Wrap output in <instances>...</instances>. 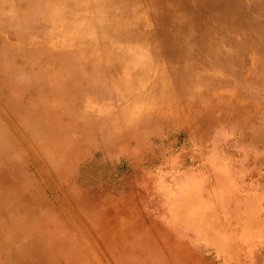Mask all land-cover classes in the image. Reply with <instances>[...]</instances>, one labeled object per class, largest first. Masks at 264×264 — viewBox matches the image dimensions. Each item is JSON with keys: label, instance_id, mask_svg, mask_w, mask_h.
<instances>
[{"label": "rangeland", "instance_id": "rangeland-1", "mask_svg": "<svg viewBox=\"0 0 264 264\" xmlns=\"http://www.w3.org/2000/svg\"><path fill=\"white\" fill-rule=\"evenodd\" d=\"M85 1H66L59 8L66 19L59 24L41 19L40 28L32 29L33 38L47 42L53 37L61 47L82 48L88 44L82 35L72 44L59 38L53 27L72 30L84 15L91 14L103 24L119 19L133 23L135 15L143 11L147 21L138 27L153 35L156 32L158 39H151L158 52L164 54L181 40L186 54L184 62L160 59L156 65L186 63L193 67L195 85L190 93L204 92L205 99L212 95L216 121L199 128L195 116L198 110H205L202 99H195L189 106L186 102L193 97L190 93L166 94L158 87L154 71L137 87L120 88L114 96L108 92L109 84L93 82L95 92L86 98L70 87L64 95L73 98L74 104L57 108L51 112L54 117L47 120V136L62 128L56 149L41 150L40 141L32 147L29 140L34 142L32 138L38 139L45 132L44 127L30 125L32 115L15 117L13 122L0 118V138L7 140L5 147H0V160L6 155L12 163H18V155H26L31 157L26 164L30 172L36 175L38 169L43 170L34 182L24 176L23 181L13 178L11 191L17 193L13 199L33 200L45 222L57 225L56 232L62 236L68 238L71 234L75 240L74 234L83 231L87 241L97 244L95 254L102 260L106 256L110 264H264V135L256 144L248 141V134L264 128V75L260 84L256 80L252 85L241 82L231 73L230 63L217 65L214 58L203 54L197 39L204 32L211 42L224 45L223 52H229L230 46L222 36H245L264 30V0H238L239 4L237 0H226L223 16L235 24L234 28L223 27L215 20L221 6H217V12L211 11L212 0H188L192 14L203 18V30L182 22L179 12L174 14L176 23L172 24L147 19L153 11L149 0H141V8H135L133 15L120 11L117 19L114 12L87 8ZM43 28L46 35L48 30L52 34L39 32ZM91 29L97 32L98 27L92 25ZM122 33L128 42L142 46L146 41L130 31ZM164 37L172 41L166 43ZM111 42L112 37H107V43L100 42L99 47L120 61L118 50L111 51ZM148 45L124 57L130 70L120 69V77L133 78L134 69L149 65L152 48ZM250 60L245 66L247 71ZM104 61L111 59L102 56L87 63ZM96 75H91L92 80ZM64 77L58 73L55 81L62 82ZM220 85L223 92L214 89ZM97 94L102 96L96 99ZM232 100L238 104L252 102L244 114H235L239 125L246 127L240 119L247 124L245 137L235 121L225 122L224 114ZM72 109H80L79 126L68 120ZM88 121L96 127L89 126ZM85 123L87 129L83 128ZM17 132L25 135L28 148L15 147L12 138ZM0 200L7 199L2 196ZM101 230L119 236L112 237L115 243L109 251L95 235ZM80 250L81 257H85L86 250Z\"/></svg>", "mask_w": 264, "mask_h": 264}, {"label": "bare ground", "instance_id": "bare-ground-1", "mask_svg": "<svg viewBox=\"0 0 264 264\" xmlns=\"http://www.w3.org/2000/svg\"><path fill=\"white\" fill-rule=\"evenodd\" d=\"M66 1L68 0H0V106L4 104L6 107L1 106L0 118L13 122L15 117L32 115L30 125L44 127L43 129H45V132L40 134L38 139L32 138L34 142L28 139L32 147L35 143H39L38 141L41 142L39 143L42 147H40L41 150L51 149L53 146L55 149L58 147L62 128L59 126L58 133L47 136V120L54 117L51 112H55L54 110L57 108L59 110L62 106H68L71 102L74 104L73 98L72 100L70 98L66 99L64 95L70 87L79 96L86 98L95 92L91 87L93 82L101 85L109 84L108 92L114 96V93H117L120 88L137 87L146 75L154 71L155 80L160 82L159 84L156 82L158 87H160V90L164 89L166 94L191 92L190 87L195 85L193 67L186 63H184L185 65L172 64L162 67H158L160 64L156 65V62L159 63L160 59L170 60L171 63L184 62L186 54L182 49V41L179 40V45L174 44L173 49H166L164 54L158 52L155 41L153 42L151 39L153 37L158 39L156 32L154 31L153 35L152 31L146 29L143 31L138 27L147 21L143 11L135 15L133 23L118 18L119 20L103 24L97 18L94 20L95 16L91 14L81 17L82 20L80 19L72 30H65L57 26L53 27L59 38H64L72 44L79 42L80 39L77 40V38L82 35L88 41L87 46L85 45L82 48L61 47L60 43L53 40V37L48 38L47 42L36 41L32 36V29L40 28L39 21L41 19L45 22H56L58 24L66 19L62 13H59V8ZM149 1L153 11L150 16L147 15V19L149 17V19L154 18L172 24L176 23L174 14L179 12L182 22L186 21L190 26L199 30L205 28L203 18L197 14H192L191 2L188 0ZM141 2V0H88L84 3L87 8L114 12L117 19L120 11L121 13L127 12L133 15L135 8H141ZM236 3L239 4V1L237 0ZM227 4L226 0H212L209 2V8L211 11L217 12V6H221L217 16L215 15V20L223 27L234 28L235 24L228 22L223 16ZM243 4L249 6L248 3ZM92 25L98 27L97 32L95 31L96 34L91 29ZM31 26L34 28H29ZM125 31H130L133 36L135 35L146 41L142 46H140L141 44L128 42V37L122 33ZM39 32L46 35L44 28L40 29ZM50 34L52 32L48 30L46 36ZM204 34L202 32L201 36L197 38L203 47V54L206 53L214 58L217 65L222 63L228 65L230 63L231 73L234 77L239 78L241 82L248 85L256 82V84H260V77L264 75V41L261 40L264 38V30L249 33L245 36L241 34L233 37L222 36L226 45L230 46L229 52H223V44L211 42ZM110 36L112 37L111 51L118 50L120 61L115 56L109 57L110 51L108 52L99 47V43L103 41L107 43V37ZM162 40L166 43L172 41L169 37H164ZM120 42L126 43V45L122 47ZM148 44L152 48L148 60L149 65L145 63L147 65L145 68L133 70L135 71L134 77L136 76L137 79L134 77L128 79L120 77V69L130 70V63L124 61V57H127L126 55L134 49L146 48L144 46L149 47ZM102 56L110 58L111 61L100 62L96 65L87 63L91 60H98ZM248 57L251 59H249L251 68L249 67L247 71L245 66L249 61ZM58 73L65 75L62 82L59 83L55 81ZM93 73L97 74L93 77L94 80L91 77ZM17 80L19 81L17 82ZM173 80L177 81L173 82ZM214 89H217V91L220 89L223 92L221 85ZM203 93L200 95L190 93V96L193 97H190V100L186 102L187 105L192 106V101L202 99V104L206 106L204 112L198 110L195 116V122L199 123V128H202L203 124L210 123L211 125L216 121L214 120L216 118V108L212 104L213 97L209 94L205 99ZM101 96V94H97L96 99ZM208 102L210 105H207ZM229 104L230 106L224 114L225 122L235 121L237 119L235 114L240 113L242 115L245 110L252 106V102L238 104L234 100ZM216 106H220L219 102ZM33 108L35 112H31ZM263 108L264 106L261 107V109ZM79 113L80 109L69 111L68 120L71 125H81L79 124ZM120 116H118L119 120ZM240 120L241 124L243 122V125L247 127V124L242 119ZM87 123L89 126L96 127V123H93V121ZM84 125L83 128L87 129L88 125L86 123ZM235 125L241 127L243 130L242 135L245 137L246 127L239 125V120ZM0 129L2 128L0 127ZM25 131L27 132V129ZM63 133L67 134V131H63ZM253 134H248V141L252 144L261 142L264 128L254 131ZM16 135L17 137L12 138L15 147L26 148L27 145L24 142L28 144L29 142L24 140L25 135L18 132ZM6 142V139L0 138V147H5ZM10 147L7 148L10 150ZM9 150L6 151L9 152ZM18 158V163H12V160L6 155L3 160H0V197L4 196L7 199L0 200V264H110L106 256H104V259L107 262L102 260L98 254H95L97 244L91 242V240L87 241L86 239L89 238L84 235L83 231L74 234L76 235L75 240L71 234L68 238L62 236V234L56 232L57 225L50 221L45 222L40 208L34 204L33 200L13 199V196L17 194L11 191L10 183L13 178L23 181L21 178L24 176L27 177L28 181L34 182L43 171L38 169L37 174L34 175L33 172L27 169L26 165L31 157L18 155ZM24 181L26 180L24 179ZM99 232L103 233L98 234ZM98 233L95 235L101 240L104 248L109 251L115 243L112 237L118 235L109 230H101ZM81 248L86 250L87 255L85 257H81L79 253ZM110 255L112 256V254ZM113 260L115 259L113 258Z\"/></svg>", "mask_w": 264, "mask_h": 264}]
</instances>
